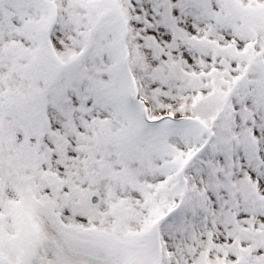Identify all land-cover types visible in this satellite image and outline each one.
Returning <instances> with one entry per match:
<instances>
[{"label": "snow or ice", "instance_id": "1", "mask_svg": "<svg viewBox=\"0 0 264 264\" xmlns=\"http://www.w3.org/2000/svg\"><path fill=\"white\" fill-rule=\"evenodd\" d=\"M0 264H264V0H0Z\"/></svg>", "mask_w": 264, "mask_h": 264}]
</instances>
